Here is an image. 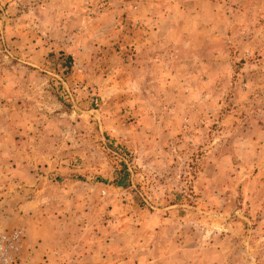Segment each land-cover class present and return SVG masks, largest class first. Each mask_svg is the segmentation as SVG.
<instances>
[{"label": "rangeland", "instance_id": "374dc122", "mask_svg": "<svg viewBox=\"0 0 264 264\" xmlns=\"http://www.w3.org/2000/svg\"><path fill=\"white\" fill-rule=\"evenodd\" d=\"M16 230V264H264V0H0Z\"/></svg>", "mask_w": 264, "mask_h": 264}, {"label": "built area", "instance_id": "2783aa9c", "mask_svg": "<svg viewBox=\"0 0 264 264\" xmlns=\"http://www.w3.org/2000/svg\"><path fill=\"white\" fill-rule=\"evenodd\" d=\"M20 231H0V264H16L21 246Z\"/></svg>", "mask_w": 264, "mask_h": 264}, {"label": "trees", "instance_id": "16d2710c", "mask_svg": "<svg viewBox=\"0 0 264 264\" xmlns=\"http://www.w3.org/2000/svg\"><path fill=\"white\" fill-rule=\"evenodd\" d=\"M128 175V171L126 169V166H122L121 169L118 171V175L115 178V184L118 186H124L125 185V178Z\"/></svg>", "mask_w": 264, "mask_h": 264}]
</instances>
